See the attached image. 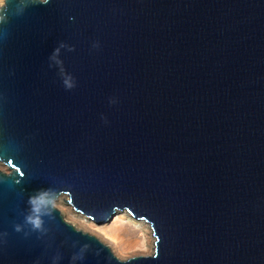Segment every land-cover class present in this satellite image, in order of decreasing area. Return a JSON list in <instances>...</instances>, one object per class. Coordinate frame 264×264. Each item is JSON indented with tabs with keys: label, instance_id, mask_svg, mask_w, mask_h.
<instances>
[{
	"label": "water",
	"instance_id": "1",
	"mask_svg": "<svg viewBox=\"0 0 264 264\" xmlns=\"http://www.w3.org/2000/svg\"><path fill=\"white\" fill-rule=\"evenodd\" d=\"M0 17V264H264V0H5ZM59 199L146 224L152 255L116 259Z\"/></svg>",
	"mask_w": 264,
	"mask_h": 264
},
{
	"label": "rangeland",
	"instance_id": "2",
	"mask_svg": "<svg viewBox=\"0 0 264 264\" xmlns=\"http://www.w3.org/2000/svg\"><path fill=\"white\" fill-rule=\"evenodd\" d=\"M0 172L3 174L8 173L7 169L2 166H0ZM63 201L64 199H59L58 202L53 204V207L62 216L63 221L72 226L74 229L81 227L85 234L94 237L100 243L105 245L116 259L125 261L132 257H147L152 255L153 238L149 235L148 226L146 224L134 221L124 213H119L113 216L110 221H107V223L105 222L101 225H97L95 222L72 212L71 208L65 206ZM115 227L117 228V232H121L124 237H133L134 239H137V233L140 232L139 234H145V238H143V240L137 239L144 244V247L140 246L142 244L119 247L118 245L116 246L114 243H112L110 239H108L107 237L105 238V236L102 235V229L110 228L114 230Z\"/></svg>",
	"mask_w": 264,
	"mask_h": 264
},
{
	"label": "bare ground",
	"instance_id": "3",
	"mask_svg": "<svg viewBox=\"0 0 264 264\" xmlns=\"http://www.w3.org/2000/svg\"><path fill=\"white\" fill-rule=\"evenodd\" d=\"M80 229H81V227L80 228L79 227L75 228V230H78V231H80V232L85 234V232L82 229L81 230ZM148 230H149V235L151 236L150 228H148ZM139 233H137V235H138L137 239H140V240L142 239L143 240V238H145V234H139ZM102 235H104L105 238L107 237L108 239H110L112 241V243H114L116 246L118 245L119 247H125V246H129V245H138V244H142L140 246L144 247V244L141 241H138L137 239H134L133 237H132L133 239L131 237H124V235L121 232H117V228L116 227L114 228V230H112L110 228L102 229ZM153 242H154V240H152V250H153Z\"/></svg>",
	"mask_w": 264,
	"mask_h": 264
},
{
	"label": "clouds",
	"instance_id": "4",
	"mask_svg": "<svg viewBox=\"0 0 264 264\" xmlns=\"http://www.w3.org/2000/svg\"><path fill=\"white\" fill-rule=\"evenodd\" d=\"M44 3H47V0H43ZM5 4V0H0V7H2ZM0 19H3V17H0ZM29 203L33 204V211H38V209L35 208L34 206V198L29 197ZM31 223L33 224L34 227H39L40 226V220L38 218L33 219V218H29Z\"/></svg>",
	"mask_w": 264,
	"mask_h": 264
}]
</instances>
